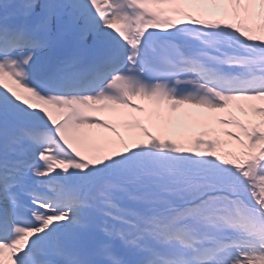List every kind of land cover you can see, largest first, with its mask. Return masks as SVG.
<instances>
[{
  "label": "snow or ice",
  "instance_id": "1",
  "mask_svg": "<svg viewBox=\"0 0 264 264\" xmlns=\"http://www.w3.org/2000/svg\"><path fill=\"white\" fill-rule=\"evenodd\" d=\"M0 264H264V0H0Z\"/></svg>",
  "mask_w": 264,
  "mask_h": 264
},
{
  "label": "bare ground",
  "instance_id": "2",
  "mask_svg": "<svg viewBox=\"0 0 264 264\" xmlns=\"http://www.w3.org/2000/svg\"><path fill=\"white\" fill-rule=\"evenodd\" d=\"M195 112H198L197 110H194Z\"/></svg>",
  "mask_w": 264,
  "mask_h": 264
}]
</instances>
